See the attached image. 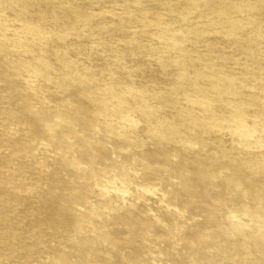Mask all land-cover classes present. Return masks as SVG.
I'll list each match as a JSON object with an SVG mask.
<instances>
[{
	"label": "rangeland",
	"instance_id": "374dc122",
	"mask_svg": "<svg viewBox=\"0 0 264 264\" xmlns=\"http://www.w3.org/2000/svg\"><path fill=\"white\" fill-rule=\"evenodd\" d=\"M0 264H264V0H0Z\"/></svg>",
	"mask_w": 264,
	"mask_h": 264
},
{
	"label": "bare ground",
	"instance_id": "6f19581e",
	"mask_svg": "<svg viewBox=\"0 0 264 264\" xmlns=\"http://www.w3.org/2000/svg\"><path fill=\"white\" fill-rule=\"evenodd\" d=\"M156 190H158L157 188H156ZM144 191L147 193V194H150V193H153V191L150 189V188H148V187H144ZM114 192H118L120 195H123V196H125L126 195V190H123V189H118V188H115V191ZM166 204V203H165ZM166 206V205H165ZM174 208H176V207H174Z\"/></svg>",
	"mask_w": 264,
	"mask_h": 264
}]
</instances>
